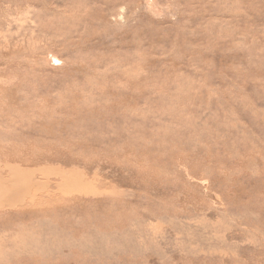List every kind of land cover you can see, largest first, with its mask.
Wrapping results in <instances>:
<instances>
[{"label":"rangeland","instance_id":"1","mask_svg":"<svg viewBox=\"0 0 264 264\" xmlns=\"http://www.w3.org/2000/svg\"><path fill=\"white\" fill-rule=\"evenodd\" d=\"M0 168L1 264H264V0H0Z\"/></svg>","mask_w":264,"mask_h":264},{"label":"bare ground","instance_id":"2","mask_svg":"<svg viewBox=\"0 0 264 264\" xmlns=\"http://www.w3.org/2000/svg\"><path fill=\"white\" fill-rule=\"evenodd\" d=\"M50 3V2H49ZM3 23V22H2ZM1 23V24H2ZM57 27V26H56ZM58 31H59V29H57ZM1 32H3V31H1ZM54 32V31H53ZM50 39V38H49ZM3 45V44H2ZM31 52V51H30ZM34 54V53H33ZM121 79V78H120ZM20 113V112H19ZM3 165V164H2ZM2 167V166H1ZM7 167V166H6ZM16 167H18V166H16ZM12 168V167H11ZM1 169V168H0ZM2 169H3V167H2ZM14 169V168H13ZM21 169V168H20ZM8 171V170H7ZM13 171V170H12ZM24 171V170H23ZM62 171V170H61ZM16 172V171H15ZM42 172V171H41ZM63 172V171H62ZM7 173H9V172H7ZM16 174L18 175V173L16 172ZM43 174V173H42ZM56 174V173H55ZM2 175H3V173H2V171H0V180L2 181H0L1 183H0V210H3V208H7V209H16V208H21V206H23V207H25V209H27V210H34L35 208H36V206H39V204H41V202L43 201V200H45L44 198H39L38 196H32L31 194H33L34 192H32L33 190H30V187H29V185L28 184H30L31 183V176H29L28 175V177H27V174H25L24 176H26L27 177V185L28 186H24V184H20V181L16 178L17 177V175H14L13 176V173H12V176L11 175H9L8 177L10 178L11 177V179H10V184H8V186L10 185L11 187H9L10 188V191H11V195H9V193L8 192H6V191H3V196H2V189L3 190H5L4 188V186H3V177H2ZM31 175V174H30ZM48 175V174H47ZM72 175V174H71ZM70 175V176H71ZM16 176V177H15ZM20 176V175H19ZM60 176V175H59ZM23 177V176H22ZM65 177V176H64ZM21 178V177H20ZM33 178H34V176H33ZM79 178V177H78ZM26 179V178H25ZM66 179H68L67 177H66ZM76 179V178H75ZM91 179V178H90ZM61 180V182H62V189H65L64 190V192L65 193H69V192H74L75 190H78V185L76 186V187H73L72 185H74L73 184V182H71V181H69V180H67V181H65L64 179H60ZM77 181V180H76ZM8 182V180L6 181V183ZM33 182V181H32ZM36 183H37V181H35ZM81 182V181H80ZM44 183V182H43ZM58 184V183H57ZM78 184H81V183H79V179H78ZM90 185H91V182L89 183ZM20 185H22L23 187H20ZM46 185V184H45ZM56 185V184H55ZM55 185H54V187H55ZM70 185H71V187H73L72 189H71V187H70ZM89 185V186H90ZM6 186H7V184H6ZM7 186V187H8ZM40 186V185H39ZM60 186H61V184H60ZM80 186V185H79ZM88 186V187H89ZM20 187V188H19ZM59 187V186H58ZM81 187V186H80ZM19 188V189H18ZM66 188H68V190L66 189ZM84 188H86L85 186H84ZM24 191V194L23 195H20V192L19 191ZM45 190V189H44ZM15 192V194H14V192ZM98 191V190H97ZM58 192H60V190H58ZM63 192V193H64ZM103 192V191H102ZM112 192V191H111ZM110 192V193H111ZM83 193V192H82ZM112 193H114V192H112ZM40 194V193H39ZM61 194V193H60ZM59 194V195H60ZM74 194H77V193H74ZM119 194H120V192H119ZM119 194H117V195H119ZM27 195H29V198H27ZM36 195V194H35ZM38 195V194H37ZM40 195H42V194H40ZM79 195H80V192H79ZM95 195V194H94ZM113 195H115V194H113ZM116 195V196H117ZM9 196V197H8ZM112 196V195H111ZM51 197V196H50ZM72 197V196H71ZM97 197H100V196H97ZM47 199V198H46ZM47 203V202H46ZM45 205V204H44ZM42 207V206H41ZM128 207V206H127ZM43 208V207H42ZM38 209H41L40 207L38 208ZM21 210V209H20ZM27 210H24V211H27ZM101 217V216H100ZM102 218V217H101ZM112 224V223H111ZM36 225V224H35ZM107 225V224H106ZM111 227V226H110ZM92 230V229H91ZM112 231V230H111ZM109 232H110V230H109ZM97 233V232H96ZM87 236V235H86ZM31 241V240H30ZM46 241V240H45ZM32 242V241H31ZM34 243H36V242H34ZM31 244V243H30ZM33 244V243H32ZM83 244V243H82ZM33 246H34V244H33ZM41 246V245H40ZM18 248H19V250H17V251H13V253H14V255L15 254H18L19 252L18 251H21L22 253H26V251L28 250V246H25L23 243L21 244V245H19L18 246ZM10 251V250H9ZM5 252H7V251H5ZM75 252V251H74ZM76 253V252H75ZM44 254V253H43ZM10 255V254H9ZM12 255V254H11ZM3 259V258H2ZM2 262L0 261V264H1Z\"/></svg>","mask_w":264,"mask_h":264}]
</instances>
